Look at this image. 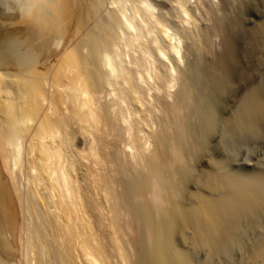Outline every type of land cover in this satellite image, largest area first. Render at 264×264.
Returning <instances> with one entry per match:
<instances>
[{
    "label": "bare ground",
    "instance_id": "bare-ground-1",
    "mask_svg": "<svg viewBox=\"0 0 264 264\" xmlns=\"http://www.w3.org/2000/svg\"><path fill=\"white\" fill-rule=\"evenodd\" d=\"M231 1L0 0V264H264V22L236 46Z\"/></svg>",
    "mask_w": 264,
    "mask_h": 264
},
{
    "label": "rangeland",
    "instance_id": "rangeland-1",
    "mask_svg": "<svg viewBox=\"0 0 264 264\" xmlns=\"http://www.w3.org/2000/svg\"><path fill=\"white\" fill-rule=\"evenodd\" d=\"M231 1V0H230ZM244 0H239V2H238V0H232L231 1V5H229V7L227 6V7H225V9H224V12H223V14L225 15H223L222 14V17L224 18L225 17V22H231V24H230V26H229V32L228 33H230V35L228 34V36H229V39H231L230 41L231 42H233V43H237L236 44V46L237 45H239L240 46V43H242L241 41L242 40H240V39H242V37H243V34L246 32V34L248 33L247 31H251V29H253L254 27L255 28H261V27H259V26H262V25H264V18H262V17H264V15H261V11L263 10L264 11V9H258L259 8V6L257 5V3H256V1L257 0H255V1H253V0H249L248 2H247V0H245L244 2H243ZM236 2V3H235ZM247 2V3H246ZM232 3H233V5H232ZM245 4V6H248L249 8L250 7H252V6H254L255 8H256V10H255V8L254 7H252V8H254V10L252 9V8H250V9H252V10H250L248 7H247V9H249V10H247V9H245V7H244V4ZM234 4H235V6H234ZM239 4V5H238ZM247 4V5H246ZM243 5V6H242ZM256 5H257V7H256ZM231 6V7H230ZM237 6V7H236ZM238 8H239V10H240V8H243V9H245L244 10V12H243V10H242V12H241V10H240V13L238 12ZM261 10V11H260ZM234 11H236V12H234ZM247 11V12H246ZM255 11V12H254ZM257 12V13H256ZM19 13V10H17V12H14L13 14H12V16L14 17L15 15H17ZM241 13H243V14H241ZM238 14V15H237ZM240 14V15H239ZM245 14V15H244ZM229 15L231 16V17H234V18H237L238 16H241L242 15V17H241V19L240 20H236L235 19V21H234V19L233 18H231V17H229ZM237 16V17H236ZM244 16H246V17H244ZM229 17V18H228ZM231 18V19H230ZM249 18V19H248ZM230 19V20H229ZM237 19H239V18H237ZM261 21H263V22H261ZM261 22V23H260ZM200 23H202V21L200 22ZM237 23H238V25H237ZM256 23H257V25H256ZM263 23V24H262ZM235 24V25H234ZM259 24H262V25H259ZM253 25H254V27H253ZM248 26V27H247ZM252 27V28H251ZM233 28V29H232ZM250 28V29H249ZM254 28V29H255ZM230 29H232V30H230ZM249 29V30H248ZM253 29V30H254ZM244 32V33H243ZM231 37H233V38H231ZM215 41H217V40H215ZM215 43V42H214ZM217 48V47H216ZM212 49L214 50L215 49V46L214 47H212ZM211 50L212 51V53L216 50ZM255 51H257V55L254 53ZM255 51H249V53H248V63H252V65L251 64H249V65H251V66H257V67H260V69H258V70H260V71H263V67H262V65L260 66V59L261 60H263L264 59V56L262 55V54H264V49H261V51L260 50H255ZM253 52V53H252ZM259 52V53H258ZM251 53V54H250ZM262 53V54H261ZM250 54V55H249ZM258 54H261L260 55V57L262 56V58H259V57H257L258 56ZM252 55H254L253 57H252ZM256 56V59L254 58ZM256 60V61H255ZM259 60V61H258ZM264 61V60H263ZM256 62V63H255ZM258 62H259V66H258ZM251 66H249L250 68H253V67H251ZM255 70H257V68L255 69ZM254 73V72H253ZM252 75H255L256 76V74H252ZM228 78H230L229 76H228ZM252 79V78H251ZM255 79H256V77H253V81H255ZM231 79H229V81H230ZM235 80V79H234ZM239 80H236V82H238ZM227 83H229V86H228V84H227V88H229L230 86H231V90L229 89V90H225L226 88H221V90L219 89V90H216L217 92H216V96H212L213 97V99H212V101H215L214 103H213V105L214 106H216L215 107V109H216V113H218V116H220L221 115V117H224L225 116V114L223 113V111L221 110V109H223L224 111H226L225 110V107H227V105H228V107L229 106H231L230 104L231 103H233L234 101H235V99H237V98H241V97H243L247 92H245V91H247V90H245V91H243V90H240V85H239V83H238V88H237V85H236V83H235V81H234V83H232V80L230 81V82H228L227 81ZM232 83V84H231ZM236 85V86H235ZM224 89V90H223ZM225 91V92H224ZM219 92V93H218ZM224 92V93H226V94H224L223 93V95H222V93ZM229 93V94H228ZM243 93V94H242ZM218 95H219V97H218ZM235 95V97H233V96ZM242 95V96H241ZM236 96H239V97H236ZM216 97V98H215ZM232 98H234V100H232ZM238 100V99H237ZM227 109V108H226ZM222 112H221V111ZM220 114V115H219ZM222 115H224V116H222ZM262 138H263V136H262ZM262 140H264V138L263 139H261V140H259V142H258V144H256V142H254V143H252V144H250V145H247V146H250V148L249 147H247L246 146V150H244V151H242L243 149H245V146H243V148L241 149V150H239L241 153H243L242 154V156H241V154H240V158H238L237 157V162L239 163V162H243L242 160L245 158V160L248 162L249 160V163H251V164H253V163H255V164H253V166L254 167H256V165L257 166H259V167H263L264 166V144H263V142L264 141H262ZM263 144V145H262ZM262 146V147H261ZM248 148H249V150H248ZM261 148V149H260ZM251 149H253V153H252V150ZM249 152H248V151ZM244 152H245V155H244ZM256 152V153H255ZM250 153V154H249ZM249 154V155H248ZM248 155V156H247ZM253 155V156H252ZM262 155H263V157H262ZM247 156V157H246ZM258 156V157H257ZM243 157V158H242ZM250 157V158H249ZM262 157V158H261ZM242 158V159H241ZM239 160V161H238ZM262 160V161H261ZM262 163H260V162ZM245 162V161H244ZM260 164H259V163ZM250 164V165H251ZM262 165V166H261ZM263 169H264V167H263Z\"/></svg>",
    "mask_w": 264,
    "mask_h": 264
},
{
    "label": "clouds",
    "instance_id": "clouds-1",
    "mask_svg": "<svg viewBox=\"0 0 264 264\" xmlns=\"http://www.w3.org/2000/svg\"><path fill=\"white\" fill-rule=\"evenodd\" d=\"M261 121L264 122V114L261 115ZM233 126L238 131L241 127H243V122L238 119L237 124ZM193 180L199 181L204 187L206 193L216 190L219 186L217 176L213 174V171H207L203 175L199 174L198 172L197 176H195ZM246 198L249 201L259 203L262 207H264V193L257 194L255 192H248L246 194Z\"/></svg>",
    "mask_w": 264,
    "mask_h": 264
},
{
    "label": "snow or ice",
    "instance_id": "snow-or-ice-1",
    "mask_svg": "<svg viewBox=\"0 0 264 264\" xmlns=\"http://www.w3.org/2000/svg\"><path fill=\"white\" fill-rule=\"evenodd\" d=\"M261 15H264V11H261Z\"/></svg>",
    "mask_w": 264,
    "mask_h": 264
}]
</instances>
